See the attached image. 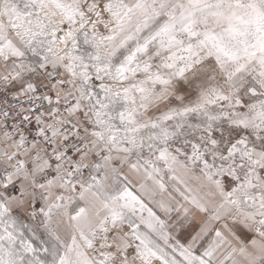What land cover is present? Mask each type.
<instances>
[{"label":"snow or ice","instance_id":"1","mask_svg":"<svg viewBox=\"0 0 264 264\" xmlns=\"http://www.w3.org/2000/svg\"><path fill=\"white\" fill-rule=\"evenodd\" d=\"M0 264H264V0H0Z\"/></svg>","mask_w":264,"mask_h":264}]
</instances>
